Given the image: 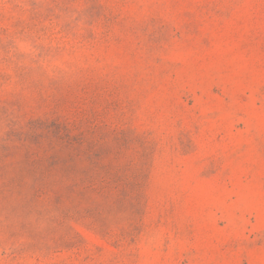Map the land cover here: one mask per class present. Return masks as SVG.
Returning a JSON list of instances; mask_svg holds the SVG:
<instances>
[{
    "label": "rangeland",
    "instance_id": "obj_1",
    "mask_svg": "<svg viewBox=\"0 0 264 264\" xmlns=\"http://www.w3.org/2000/svg\"><path fill=\"white\" fill-rule=\"evenodd\" d=\"M0 264H264V0H0Z\"/></svg>",
    "mask_w": 264,
    "mask_h": 264
}]
</instances>
